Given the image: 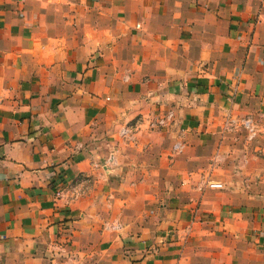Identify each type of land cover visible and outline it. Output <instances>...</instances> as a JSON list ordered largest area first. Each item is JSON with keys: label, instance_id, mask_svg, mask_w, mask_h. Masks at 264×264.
Instances as JSON below:
<instances>
[{"label": "crops", "instance_id": "obj_1", "mask_svg": "<svg viewBox=\"0 0 264 264\" xmlns=\"http://www.w3.org/2000/svg\"><path fill=\"white\" fill-rule=\"evenodd\" d=\"M0 264H264V0H0Z\"/></svg>", "mask_w": 264, "mask_h": 264}, {"label": "built area", "instance_id": "obj_2", "mask_svg": "<svg viewBox=\"0 0 264 264\" xmlns=\"http://www.w3.org/2000/svg\"><path fill=\"white\" fill-rule=\"evenodd\" d=\"M173 116V113L171 111L167 112L166 114H164V116L162 117H158L157 119H152L150 122V127H154L156 126L157 128H161L164 126L166 119L169 120L171 119ZM241 129L245 132V138L248 141H252L254 139H256L261 130H260V124H259V120L255 119L253 116L251 115H245L242 117H238L235 120H230L228 125H227V129L228 130H236V129ZM135 133V126L134 125H130L127 124L125 126H123L120 129V135L123 137H132V135ZM173 149H179V145H175L173 147ZM206 185L210 188H216V189H220L223 187V184L219 181H214L211 180L209 178H207L206 180ZM79 192H76L71 198L75 199L78 197Z\"/></svg>", "mask_w": 264, "mask_h": 264}]
</instances>
